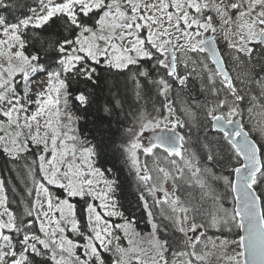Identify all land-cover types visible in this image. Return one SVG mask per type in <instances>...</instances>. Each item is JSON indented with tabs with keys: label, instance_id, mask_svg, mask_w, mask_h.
Segmentation results:
<instances>
[{
	"label": "snow or ice",
	"instance_id": "1",
	"mask_svg": "<svg viewBox=\"0 0 264 264\" xmlns=\"http://www.w3.org/2000/svg\"><path fill=\"white\" fill-rule=\"evenodd\" d=\"M214 258L264 264V0H0V264Z\"/></svg>",
	"mask_w": 264,
	"mask_h": 264
},
{
	"label": "trees",
	"instance_id": "2",
	"mask_svg": "<svg viewBox=\"0 0 264 264\" xmlns=\"http://www.w3.org/2000/svg\"><path fill=\"white\" fill-rule=\"evenodd\" d=\"M22 188H23V185L20 184V185H19V189H22ZM139 227H140L141 230H143V231H147V229L145 228V226H144L143 223H141Z\"/></svg>",
	"mask_w": 264,
	"mask_h": 264
},
{
	"label": "rangeland",
	"instance_id": "3",
	"mask_svg": "<svg viewBox=\"0 0 264 264\" xmlns=\"http://www.w3.org/2000/svg\"><path fill=\"white\" fill-rule=\"evenodd\" d=\"M227 251H228V253H229V254H231V252H232V249H231V248H229ZM213 264H216L215 258L213 259Z\"/></svg>",
	"mask_w": 264,
	"mask_h": 264
}]
</instances>
